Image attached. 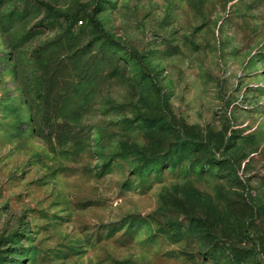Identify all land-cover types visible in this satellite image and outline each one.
I'll return each instance as SVG.
<instances>
[{"label":"rangeland","instance_id":"obj_1","mask_svg":"<svg viewBox=\"0 0 264 264\" xmlns=\"http://www.w3.org/2000/svg\"><path fill=\"white\" fill-rule=\"evenodd\" d=\"M0 264H264V0H0Z\"/></svg>","mask_w":264,"mask_h":264},{"label":"trees","instance_id":"obj_2","mask_svg":"<svg viewBox=\"0 0 264 264\" xmlns=\"http://www.w3.org/2000/svg\"><path fill=\"white\" fill-rule=\"evenodd\" d=\"M88 20L90 21L93 28L97 31L99 34H103L105 37H108V35L104 32L102 24L96 19L94 14H90L88 17Z\"/></svg>","mask_w":264,"mask_h":264}]
</instances>
